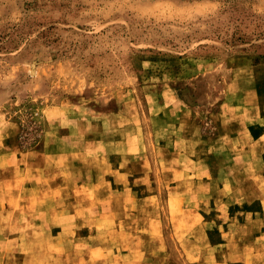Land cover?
I'll use <instances>...</instances> for the list:
<instances>
[{
  "label": "rangeland",
  "instance_id": "obj_1",
  "mask_svg": "<svg viewBox=\"0 0 264 264\" xmlns=\"http://www.w3.org/2000/svg\"><path fill=\"white\" fill-rule=\"evenodd\" d=\"M16 147L66 198L1 216L0 264H264V0H0V165ZM197 159L210 200L180 201L160 168Z\"/></svg>",
  "mask_w": 264,
  "mask_h": 264
},
{
  "label": "crops",
  "instance_id": "obj_2",
  "mask_svg": "<svg viewBox=\"0 0 264 264\" xmlns=\"http://www.w3.org/2000/svg\"><path fill=\"white\" fill-rule=\"evenodd\" d=\"M186 142V141H185ZM141 144V143H138ZM143 145V144H142ZM38 149V150H37ZM39 150H42L41 152ZM51 152V151H50ZM43 154L45 157H41L39 159V162L34 164H38L36 168L34 167H28L31 166L33 162H31L32 154ZM48 153L49 149L44 147H33V149L23 150L19 148H15V155L13 156V162L10 163L14 167L13 168H7L2 165H0V217L1 216H8V217H28V216H56L60 217L63 215V208L59 207L62 203V201L65 200V194L63 189V182L62 179H49L47 171H52L51 169L47 168L49 166L48 161ZM56 153V152H55ZM127 153V152H126ZM137 153V152H134ZM138 153H141L138 151ZM178 155H182L181 153H178ZM59 156H52V158H56ZM147 159V158H145ZM151 162H148L145 164L147 166V170L140 176L143 178L144 181H141L143 185H151L153 182L149 179V171L152 164V159H150ZM176 162V161H175ZM62 159H55L52 166L58 167L61 166ZM151 163V164H150ZM159 163L161 166L165 164H169L167 162H162L159 160ZM196 165L198 164L199 171L201 174L195 173L194 169L192 170L189 168L188 164L181 163L182 165H179V162L173 163V166L170 164V167H162L161 170H169V175H173V178L170 179V182L173 180H176V178H182L183 179V185L193 187L192 190L187 194L186 192H179L175 193V196L180 201H197V202H207L209 201V197H206L207 195L205 192V187L211 184V180H209V173L208 168L205 166L200 159H197L196 162H193ZM8 164V163H5ZM51 165V164H50ZM108 171L112 174H115V171L121 175V177L118 180H115L117 183H122L123 185H128V180L126 181L124 178L125 174H127V169L125 165L122 163H109L108 164ZM188 166V167H187ZM4 167V168H3ZM56 169V171L58 170ZM95 168V167H94ZM149 168V169H148ZM158 169V167H157ZM93 170V168H92ZM187 170H192L193 174H189ZM113 171V172H111ZM151 171V170H150ZM180 176L178 177V175ZM96 173L93 171L91 175L89 174V177L95 178ZM147 176V177H146ZM145 178L148 180L146 181ZM264 180V179H262ZM93 181V179H92ZM221 186H225L224 181H219ZM80 183V180L73 179L71 185ZM90 183V182H89ZM261 184H264V181L260 182ZM108 186H111L110 182H106ZM172 186V185H171ZM188 190V191H189ZM204 193V194H203ZM169 194L173 195L171 191ZM187 194V195H186ZM221 199L217 198L214 199L213 203L215 206L214 208H210L215 210L217 213L215 214L216 217L224 216L223 212H220L221 205L226 204V196L223 192H221ZM262 197V198H261ZM259 200L264 202V195L257 197ZM261 198V199H260ZM170 199V197H169ZM48 203L49 206H45V208H42L41 206H37L39 204ZM28 203H34L37 204L36 207H38V210L40 212H44L41 215H35L31 214L28 215L26 213H20L21 211H32L31 205ZM219 203V204H217ZM52 204V205H51ZM25 206V208H21ZM19 206V208H18ZM264 206V204H262ZM220 210V211H219ZM202 211V212H201ZM199 213H196L195 211L191 212V216H199L203 218V215L201 213H208L209 211L201 210ZM262 211H264V208H262ZM256 213L258 211H255ZM7 214V215H5ZM75 216V213L70 214V216ZM112 214H106L104 217H114L111 216ZM111 221L109 219L105 220ZM157 225V223H155ZM158 229V228H157ZM220 230V229H219ZM42 233H45L44 230ZM222 239L224 240L223 233H221ZM264 236H260L259 238H262ZM224 243V242H223ZM222 244V243H220ZM185 260H187V263L193 262V254L188 251L184 254ZM194 259H197V257H194ZM202 260L208 261V264H218L220 262H217L215 259L211 258L210 256L202 257ZM222 264V263H220Z\"/></svg>",
  "mask_w": 264,
  "mask_h": 264
}]
</instances>
